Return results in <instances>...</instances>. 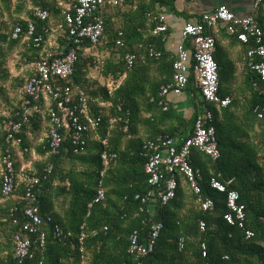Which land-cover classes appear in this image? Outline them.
I'll return each mask as SVG.
<instances>
[{
  "label": "trees",
  "instance_id": "trees-1",
  "mask_svg": "<svg viewBox=\"0 0 264 264\" xmlns=\"http://www.w3.org/2000/svg\"><path fill=\"white\" fill-rule=\"evenodd\" d=\"M35 4L47 9L52 16L57 17L60 13L54 0H37ZM147 13L155 15L158 11L152 4L140 3L131 12L129 21L133 17L138 22L133 27L135 32H132L126 20V24L116 28L105 19V33L99 50H106L109 54L103 60L101 75L105 77L111 74L118 77L125 74V79L112 95L108 94L103 85L89 77L94 58L79 53L71 81L75 86L86 90L92 112L102 116L98 138L89 140L85 151L76 154L70 129L62 130L63 142L59 152L50 155V159L38 169L41 181L37 186V204L41 214H51L53 221L42 225V229L47 232L44 248H33L32 257L25 259L24 264H78L80 258L76 241L82 224H85L87 232L97 230L95 235L88 234L85 239L86 264H137L127 252L129 235L137 230L142 239H146L151 226L158 222L162 223V227L154 249L140 259V264H264V117L257 116V111L264 109V82L247 64L248 93L244 102L238 104L236 100H231L227 106L220 107L201 97L195 81L192 57L189 62L185 90L189 89L194 95L197 109L190 123L193 125L197 115L204 109L210 110L213 115L210 123L215 127L220 150V156L212 159L192 148L189 160L197 171L196 181L201 188L200 196L213 199L214 208L211 211H202L199 207V196L187 187L180 175L176 176L175 197L168 202H161L157 194L145 204L135 199L137 193L143 194L151 188L148 175L144 172L145 157L142 153L145 140L161 134L176 136V132L166 130H156L146 138L139 135L141 110H152L155 114H152L151 119L155 122L161 116L164 119L169 115V107L163 110L158 104V94L160 86L172 77L175 58L166 51L163 35H152L151 29L155 26V21ZM29 15L37 32L49 25L48 20L42 21L31 13ZM2 16L3 11L0 8V17ZM17 22L22 25L23 30L26 29L25 20H15L13 23L0 20V83L8 79L6 59L20 40L10 36L11 27ZM147 28L149 33L145 34ZM261 28L264 42V26ZM118 38L122 39L124 46L116 45ZM66 41L63 40L65 43ZM253 44V40L246 44L247 49ZM150 45L161 53L159 57L149 56ZM186 45L191 48L190 41ZM127 51L138 54L130 68L123 59ZM26 59L31 58L26 56ZM217 65L218 93L225 97L227 95L224 88L228 82L222 78L218 62ZM2 93L0 86V95ZM200 97L202 101L199 100ZM101 102H111L112 106H101ZM110 116L120 117V120L111 125ZM37 119H32L30 124ZM124 124L128 126L127 131L122 130ZM28 125L23 127L22 132ZM109 128L108 149L115 152L117 157L110 163L102 178L105 199L88 207L95 197L99 172L103 167L100 158L103 146L100 138L106 136ZM44 147V151L48 152L47 138ZM5 148L4 134V138L0 139V150L4 151ZM49 163L53 164L52 170L43 172L42 168ZM212 177L223 182L232 179L227 188L239 193V202L245 207L243 227L230 225L224 219L227 212L226 193L210 186ZM20 195H24V188L20 190ZM61 196L68 200L63 216L53 212V200ZM26 203L21 198L9 206L3 216L5 219L0 221V264H17L14 258V236L21 231V225L25 221L23 208ZM14 206L16 210L11 212L10 209ZM201 220L205 222L203 231L199 228ZM55 224L59 226V235L55 232ZM247 230L253 233L251 237H246ZM203 251H206L205 256Z\"/></svg>",
  "mask_w": 264,
  "mask_h": 264
},
{
  "label": "built area",
  "instance_id": "built-area-1",
  "mask_svg": "<svg viewBox=\"0 0 264 264\" xmlns=\"http://www.w3.org/2000/svg\"><path fill=\"white\" fill-rule=\"evenodd\" d=\"M35 1L37 0H29L28 8L31 14L42 21L48 20L49 25L44 27L41 32H37L33 20L25 19L27 22L25 30L18 22L11 27V38L20 39L28 46L35 48L37 55L32 61L31 75L25 79L24 97L16 112V117L7 122L5 140L10 146L21 145L23 127L30 124L32 119L44 114L48 121L46 134L48 154L53 155L59 152L63 142L62 130L64 129H70L74 152L82 154L87 142L98 138L102 116L92 112L86 90L72 83L74 66L79 53L83 56H91L94 60L90 73L101 75L103 60L109 54L106 50H99L101 39L105 33V9L108 6L114 8L122 6L129 0H59L58 4L62 8V21L57 25H52L50 12L36 5ZM262 2L263 0H253V10L258 11ZM147 16L155 21V26L151 29L152 35L162 34V39L165 41L168 30L165 16L161 13L155 15L147 13ZM219 22L224 23L227 32L244 44H249L251 40L254 41V44L246 52L247 65L264 82L263 30L258 20L254 15L237 17L226 6L221 5L212 11L201 12L195 22L184 24L181 31L182 41L177 46V53L173 61L172 77L170 81L160 86L158 94L160 98L158 104L163 110H167L169 107L168 95H180L185 91L191 57L194 60L195 81L200 89L201 97L206 102L215 103L220 107H225L230 103V97H222L218 93L219 73L214 58L216 40L211 29ZM65 39L66 43L63 42ZM187 41H190V49L186 45ZM115 43L117 46H124V42L120 38ZM148 54L155 58L161 55L151 45L148 48ZM137 58L138 54L132 51H127L123 56L128 68L135 63ZM124 79L125 74L118 77L109 74L103 77L102 85L108 94L112 95ZM99 105L112 106L111 102H101ZM257 116L263 118L264 109L257 111ZM212 118V112L204 109L195 118L188 136L177 139L161 134L145 140L142 153L145 157L144 172L148 175V183L151 188L143 194L137 193L135 199L145 204L157 194L161 202H168L175 197L176 176L180 175L185 180L187 187L199 196L198 202L202 211H211L214 208L213 199L200 196L201 188L196 181L197 171L189 160L192 148L198 149L212 159H217L220 156L215 127L210 123ZM118 120L120 117H109L111 125ZM125 123H127V119ZM127 129L128 126L124 124L122 130L127 131ZM109 135L110 128L107 130L106 136L100 138L103 146L100 151L103 167L99 172L100 179L95 197L88 207L105 199L102 178L110 163L117 157L115 152L108 149ZM52 168L53 164L49 163L42 168V171L50 172ZM16 177L13 154L9 148H6L0 154L1 196L9 197L14 194L17 187ZM40 181L41 175L37 169L28 167L21 171V182L24 188V195L21 198L27 203L23 208L25 221L21 225V231L14 236V258L17 260V264H24L25 259L31 258L33 248L38 247L41 250L44 248L47 232L42 229V225L53 221L51 214H41L37 204V186ZM231 182L232 179L223 182L212 177L210 186L217 191L226 193L227 212L224 214L226 222L230 225L236 224L238 227H243L245 207L239 202V193L234 189L227 188ZM15 210V206L10 209L11 212ZM161 227L162 223L160 222L153 224L146 239H142L137 230H133L129 235L127 252L137 261V264H140V259L144 255L154 249ZM199 228L201 231L205 229L203 220L199 222ZM80 229L76 241L80 258L78 264H86L85 239L88 234L95 235L97 230L93 229L87 232L85 224H82ZM55 232L57 235L60 234L57 224H55ZM252 235L250 230L246 231V237ZM181 242L182 239H180V245ZM202 247L205 248L204 244ZM203 255H206V251H203Z\"/></svg>",
  "mask_w": 264,
  "mask_h": 264
},
{
  "label": "crops",
  "instance_id": "crops-1",
  "mask_svg": "<svg viewBox=\"0 0 264 264\" xmlns=\"http://www.w3.org/2000/svg\"><path fill=\"white\" fill-rule=\"evenodd\" d=\"M15 1V0H14ZM25 4V11L29 10V0H18ZM56 7L59 8L60 13L57 17L50 16L52 25H57L62 21V8L58 4L59 0H54ZM140 3L152 4L153 8L165 16V23L168 27L167 38L165 39V49L171 56H176L177 46L181 43V31L186 22H195L201 12L212 11L218 6H226L235 16L246 17L254 15L258 20L260 26H264V0L260 10H253V0H136L127 1L119 7H107L105 9V19L109 25L116 28L121 27L125 20L127 25L132 28L138 22L133 20L130 22V14ZM34 4V3H33ZM30 19L19 14L15 20ZM15 22V21H14ZM130 31V30H129ZM149 33V28L144 31ZM211 32L216 40L214 57L216 62L220 64V74L222 78L226 79L228 83L226 95L231 100H236V103L244 102V97L248 93L247 86V46L239 41L234 35H230L224 23H217ZM37 55V50L28 46L25 42L19 40L18 44L12 49L10 55L7 57L5 68L9 72L8 79L1 82L0 86L3 89L0 95V139L6 135L7 122L9 119L16 117V110L20 107L24 97V83L25 79L31 75L33 71L32 61ZM25 56V57H24ZM30 57V60L26 59ZM20 61V62H19ZM22 61V63H21ZM23 61L26 63H23ZM190 62V61H189ZM89 77L97 84L103 83V76L90 73ZM199 100L202 101L201 97ZM169 102V115L162 119L160 113H156L159 121H152V110H141L142 121L138 125L139 135L146 138L154 131H174L176 136L174 138L186 137L191 131L192 124L190 123L195 111L197 110L194 102V95L190 93L189 89L182 94H170L167 96ZM145 107V105H143ZM48 128V121L46 115L42 114L35 122H32L23 130L22 144L10 146L6 142V148H9L15 160V168L17 173V187L12 196L3 197L0 194V221L5 218L6 209L19 201L22 197L20 190L23 189L21 182V171L28 167L39 169L43 163L50 159L48 152L44 151L46 134ZM5 148V149H6ZM0 150V154H1ZM57 185V184H55ZM53 212L57 215L63 216L64 210L67 208L68 200L61 196L55 198Z\"/></svg>",
  "mask_w": 264,
  "mask_h": 264
},
{
  "label": "rangeland",
  "instance_id": "rangeland-1",
  "mask_svg": "<svg viewBox=\"0 0 264 264\" xmlns=\"http://www.w3.org/2000/svg\"><path fill=\"white\" fill-rule=\"evenodd\" d=\"M0 6H1L0 8H2L3 11V16L0 17V20H4L9 23H13L19 14H21L24 17H27L29 15V12L25 11V4L21 1L19 2L18 0L15 1L8 0L7 2L6 0H0ZM20 6L21 8H19ZM23 63L25 62L23 61Z\"/></svg>",
  "mask_w": 264,
  "mask_h": 264
}]
</instances>
